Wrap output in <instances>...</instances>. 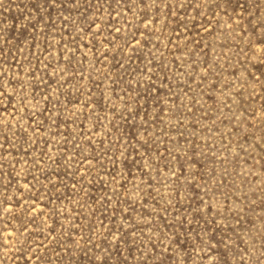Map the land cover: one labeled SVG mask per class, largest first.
<instances>
[{
    "label": "rangeland",
    "instance_id": "obj_1",
    "mask_svg": "<svg viewBox=\"0 0 264 264\" xmlns=\"http://www.w3.org/2000/svg\"><path fill=\"white\" fill-rule=\"evenodd\" d=\"M0 264H264V0H0Z\"/></svg>",
    "mask_w": 264,
    "mask_h": 264
}]
</instances>
